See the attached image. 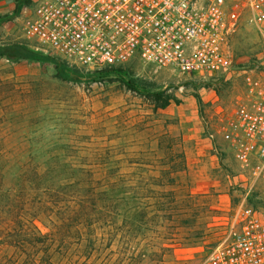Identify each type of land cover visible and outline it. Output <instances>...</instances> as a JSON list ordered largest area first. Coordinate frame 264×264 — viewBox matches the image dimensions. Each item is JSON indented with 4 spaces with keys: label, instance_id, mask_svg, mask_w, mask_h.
<instances>
[{
    "label": "rangeland",
    "instance_id": "374dc122",
    "mask_svg": "<svg viewBox=\"0 0 264 264\" xmlns=\"http://www.w3.org/2000/svg\"><path fill=\"white\" fill-rule=\"evenodd\" d=\"M35 1L0 0V46H25L63 63L18 35ZM226 47L234 69L214 77L153 73L137 62L94 74L63 63L69 74L60 80L50 61L0 57V208L20 183L27 204L18 215L27 213L47 234L60 224L38 204L43 178L96 182L87 229L77 212L66 227L68 240L43 243L56 264H197L238 203L264 217V186L248 191L234 185L237 165L220 138L245 103L248 83H264V39L242 21ZM128 80L171 100L156 109ZM33 171L42 175L40 185ZM8 218L0 212L1 233L10 229ZM9 252L0 251V264H8Z\"/></svg>",
    "mask_w": 264,
    "mask_h": 264
},
{
    "label": "built area",
    "instance_id": "2783aa9c",
    "mask_svg": "<svg viewBox=\"0 0 264 264\" xmlns=\"http://www.w3.org/2000/svg\"><path fill=\"white\" fill-rule=\"evenodd\" d=\"M18 35L33 49L93 72L137 62L153 73L222 76L234 69L226 39L242 21L264 39V0H36ZM221 129L237 165L234 185L264 186V83ZM197 264H264V217L238 203Z\"/></svg>",
    "mask_w": 264,
    "mask_h": 264
},
{
    "label": "trees",
    "instance_id": "16d2710c",
    "mask_svg": "<svg viewBox=\"0 0 264 264\" xmlns=\"http://www.w3.org/2000/svg\"><path fill=\"white\" fill-rule=\"evenodd\" d=\"M20 8L21 7H19V5L16 6L14 9V14L17 13ZM0 57H5L12 62H17L18 60H47L54 64L56 76L60 80L67 78L66 76L69 74L68 70L66 71L65 69L66 63L63 64L64 62H54L48 56H41L40 54L27 49V47L17 44L0 46ZM119 68L121 67L93 71L92 73L97 74L105 71H113ZM71 73L78 75L77 70L74 68L72 69ZM126 84L131 89L141 90L144 94V98H146V100L150 102L156 109L165 108L171 100L168 95H163L162 92L150 91V85H146V83H138L135 80H128ZM196 100L199 102L198 98H196ZM79 172L89 175L87 171ZM46 173L48 175L50 174L48 172ZM23 174L24 173L18 174L19 181L20 176H24ZM33 176L34 180L39 184V178L42 175H38L35 171H33ZM50 177L51 175H49V178ZM43 181H45L46 185L42 186L41 196L43 197L39 199L38 204L43 212H49L47 215L48 217L53 216L56 219V222L60 224L58 227L60 230H55L54 227V231L56 232L52 231L47 234H41L32 224H30L32 222V220L29 218L30 215L27 213L26 217L24 215H18V210L23 212L24 209L20 210V208H24V205L27 204V199L26 192L24 191L26 188L21 187L20 183L16 184L14 196H11L9 199H7L8 203L4 204L3 207L0 208V212L9 217L7 219L10 228L9 231L4 233H1L2 231L0 232V251L4 250L5 248L10 249V257L7 259L8 264H56L52 260L53 254L49 252V249L43 250V243H57L58 241L68 240L70 235L67 233V230H70V227H66L68 225H72L74 222V216L77 212L80 213L79 215L82 217V221H80V227L84 231L87 229L86 226H88L89 212L95 208L93 207V202H90L89 199L93 196L97 183H93L94 181L91 180L80 178H68L65 179V181H56L55 177L47 179V176L43 178ZM24 182L29 183L30 181L25 179ZM98 191L99 190L97 189V192ZM22 212H20V214ZM15 220L23 221L24 224L27 223L29 225H23L24 227H21L23 224L22 223L21 226L18 227ZM59 233L63 234L62 237L64 238H60ZM34 253L35 255L40 253L41 255H44V258L31 259L30 255H34ZM7 256L8 255H5L4 257Z\"/></svg>",
    "mask_w": 264,
    "mask_h": 264
}]
</instances>
